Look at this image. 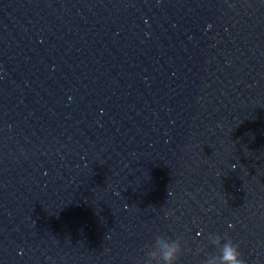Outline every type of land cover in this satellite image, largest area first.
<instances>
[{"label":"clouds","instance_id":"9594fccd","mask_svg":"<svg viewBox=\"0 0 264 264\" xmlns=\"http://www.w3.org/2000/svg\"><path fill=\"white\" fill-rule=\"evenodd\" d=\"M231 226L229 225V227ZM211 244L218 251L209 254L203 264H247L239 245L234 243L231 238L215 235ZM157 250L160 254L159 264H179L180 257L183 255V249L177 240L165 235H156L145 252L143 264H152Z\"/></svg>","mask_w":264,"mask_h":264},{"label":"water","instance_id":"95a60500","mask_svg":"<svg viewBox=\"0 0 264 264\" xmlns=\"http://www.w3.org/2000/svg\"><path fill=\"white\" fill-rule=\"evenodd\" d=\"M0 264H21V263H8V262H0Z\"/></svg>","mask_w":264,"mask_h":264}]
</instances>
